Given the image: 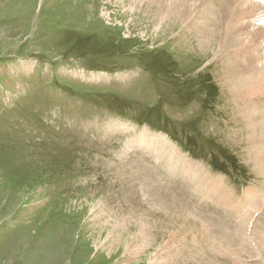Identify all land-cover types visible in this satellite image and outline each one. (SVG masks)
Masks as SVG:
<instances>
[{"label": "rangeland", "instance_id": "obj_1", "mask_svg": "<svg viewBox=\"0 0 264 264\" xmlns=\"http://www.w3.org/2000/svg\"><path fill=\"white\" fill-rule=\"evenodd\" d=\"M224 4L0 0V264H264L203 187L264 194V40L247 5L237 36L215 22Z\"/></svg>", "mask_w": 264, "mask_h": 264}, {"label": "bare ground", "instance_id": "obj_2", "mask_svg": "<svg viewBox=\"0 0 264 264\" xmlns=\"http://www.w3.org/2000/svg\"><path fill=\"white\" fill-rule=\"evenodd\" d=\"M221 1L223 3H225L224 5H227V8H226L227 11L225 9H223V7H221L219 13L216 14L217 16L215 17L216 18L215 22L216 21H220V23H221L227 18V20H225V21L228 22L229 26L231 27V30H233V35L237 36L239 34V31L242 30L241 27L240 28L238 27V25H239L238 19H240L238 17L240 15V12L242 11V8L246 7V5H247L248 7H246V11L252 8V10L254 11L255 15L251 13L252 11H249V15L251 13L252 14V16L250 15L251 17L254 18V16H255V18L253 19V22H255L256 26L259 27L257 29L258 34L256 35V37L255 36H253V37L256 38V42L257 43L263 42V40H264V0H221ZM185 7H186V5L184 3H182V5H181V3L180 4L179 3H172L171 11L172 12L179 11L180 9L185 8ZM224 7H226V6H224ZM244 11H245V9L243 10V12ZM246 13H248V12H245L244 14H246ZM241 15H240V17H241ZM242 16L244 17V15H242ZM241 19H243V18L241 17ZM248 22L251 23L249 20H248ZM225 24H224V26H225ZM196 27H199V26H196ZM225 28L227 29V27H225ZM247 28L249 29V27H247ZM213 30H215V29H213ZM223 33H225V32H223ZM200 34H198L199 36H197V37L199 39L198 38L197 39L201 43L202 41H204L206 39L205 38L206 36H203V34H201V35ZM231 35H232V33H231ZM238 37H240V36H238ZM245 58L247 59V62L246 63H242V64L239 63L238 59L235 60V62L233 64L235 66V67L233 66L234 71H237L238 75H240L241 73L245 74L244 72H246L247 70H252L253 69V76H254V70H255V68L257 66L253 65V62H252L251 59H248V57H245ZM259 59H260V57H259ZM254 63H257V62H254ZM253 66H255V68ZM257 68H256V70H257ZM251 75H252V73H251ZM263 104H261V106H263ZM261 109H264V106L261 107ZM254 114H256V113H254ZM250 122H253V118L250 119ZM263 126H264V124H263ZM263 134H264V127H263ZM137 142L140 144V146H145L147 149L157 150L158 152L157 151L156 152H157L159 158H161L162 160H165V161L167 160V157L170 159L171 157H169V156L175 154V153L173 154L172 151L171 152L169 151V149H170L169 148L170 147L169 144L166 143V141L164 139H162V138H156L155 136H152V135H149V134L146 135V136L145 135H140V137L138 138ZM257 145L258 146L255 149L253 160H254L255 165L259 168L260 174L262 176H264V136H262V142H260ZM168 152H170V154H168ZM163 155H165L167 157H165ZM178 156L175 155V157H177L176 163H178L179 166H178V164H176L174 166H178V168H180L182 170L183 168H182L181 165H185V166L189 165L190 168L188 167V168H185L184 170L190 169L189 171L190 172L191 171L194 172L196 175H203V173H201V171H200L201 169H199L197 166H194L192 164L187 163L182 157H178ZM157 160H158V158H157ZM204 180L205 181L203 182V187L206 190V195L211 197V195L213 194V197H215L219 201L217 203L220 204L223 208L227 209V210H225V213H227V214L233 213L235 215L236 221L238 222L237 225H242L245 228V231H242L244 239H245V242H243L245 247L248 248L247 244H250V245L252 244L255 247L254 249L256 250L258 255L264 261V241H263V239L261 240L262 236L260 238L258 236L259 233L256 234V235H254V234L251 235L250 234L251 233L250 226H251V224H253V218H254L253 214L254 213L256 214L258 211H260V209H261L260 207L262 205H264V198H263L264 194L262 196H260L261 193H258L255 190L249 189L245 193L246 196L241 201H239V204H238V203L235 202V201H237L235 198L233 199V197L231 195H227V194H224L222 192L224 190L227 191V189L222 184L221 185L219 184L220 181L212 180V179H209V178H204ZM221 188H222V190L219 191V189H221ZM239 209H240V214H239V216H236V215H238ZM255 227H257V226H255ZM238 232H240V231H238ZM225 241H227V240H225ZM222 244H225V243H222ZM225 245H227V244H225ZM227 250L230 253V251H229L230 249L228 248ZM235 254H237V253H235ZM232 255H234V254L232 253Z\"/></svg>", "mask_w": 264, "mask_h": 264}]
</instances>
